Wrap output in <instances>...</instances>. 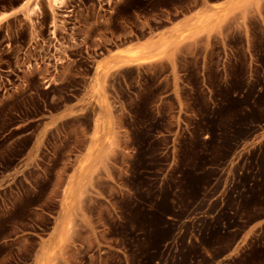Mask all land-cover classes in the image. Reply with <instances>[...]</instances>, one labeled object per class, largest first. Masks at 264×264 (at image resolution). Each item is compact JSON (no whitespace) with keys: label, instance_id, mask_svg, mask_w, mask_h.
<instances>
[{"label":"rangeland","instance_id":"374dc122","mask_svg":"<svg viewBox=\"0 0 264 264\" xmlns=\"http://www.w3.org/2000/svg\"><path fill=\"white\" fill-rule=\"evenodd\" d=\"M223 1L0 0V264H264V0Z\"/></svg>","mask_w":264,"mask_h":264},{"label":"trees","instance_id":"16d2710c","mask_svg":"<svg viewBox=\"0 0 264 264\" xmlns=\"http://www.w3.org/2000/svg\"><path fill=\"white\" fill-rule=\"evenodd\" d=\"M246 125H250L249 122H245L244 126H246ZM211 167H212L211 164H207L205 168L210 169ZM251 187H252V184L250 183V184H249V190L251 189ZM167 214H168V213H162V214H161L160 211H158V212L156 213V216H158V215L160 216V217H159L160 220H159V222L157 223L158 228H163V227H164V223H163V222H165V221L167 220ZM154 228H155V227H154ZM154 228H153V229H154Z\"/></svg>","mask_w":264,"mask_h":264},{"label":"crops","instance_id":"0c3cea01","mask_svg":"<svg viewBox=\"0 0 264 264\" xmlns=\"http://www.w3.org/2000/svg\"><path fill=\"white\" fill-rule=\"evenodd\" d=\"M229 1H230V0H226V1H223V2H218V3H216V4H212V5H210L211 7L205 8L204 10H205V11H210V12H211V11H215V8H213L212 6L226 7V6L229 5ZM194 13H195V12H194ZM194 13L188 15L187 18H188V17H191L192 15H194ZM202 13H203V12H202ZM181 21H183V19H180V20L178 21V23H180Z\"/></svg>","mask_w":264,"mask_h":264},{"label":"bare ground","instance_id":"6f19581e","mask_svg":"<svg viewBox=\"0 0 264 264\" xmlns=\"http://www.w3.org/2000/svg\"><path fill=\"white\" fill-rule=\"evenodd\" d=\"M61 0H50L51 4L52 5H55V6H58V3L60 2ZM54 6V7H55Z\"/></svg>","mask_w":264,"mask_h":264}]
</instances>
